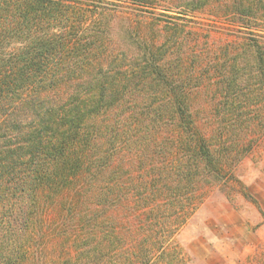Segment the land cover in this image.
Returning <instances> with one entry per match:
<instances>
[{"label":"trees","instance_id":"obj_1","mask_svg":"<svg viewBox=\"0 0 264 264\" xmlns=\"http://www.w3.org/2000/svg\"><path fill=\"white\" fill-rule=\"evenodd\" d=\"M67 2L0 0V264H179L176 233L264 136V0H221L243 32L217 49Z\"/></svg>","mask_w":264,"mask_h":264},{"label":"rangeland","instance_id":"obj_2","mask_svg":"<svg viewBox=\"0 0 264 264\" xmlns=\"http://www.w3.org/2000/svg\"><path fill=\"white\" fill-rule=\"evenodd\" d=\"M68 1L85 13L84 27L90 19L91 5L101 2L104 11L109 8L115 16L130 18L132 24L138 23L141 27L153 26L154 31L166 25L179 26L197 37L202 48L217 49L225 42L240 38L243 32L233 20L235 10L221 0L212 1L210 8L204 6L203 11L174 7L178 0L174 4L172 0H157L155 4L161 6L155 8L126 1L117 4H110L108 0ZM202 106L208 109L209 102ZM220 107H215L216 112ZM172 243L179 248V264H264V136L257 138L234 168L226 187H211Z\"/></svg>","mask_w":264,"mask_h":264}]
</instances>
